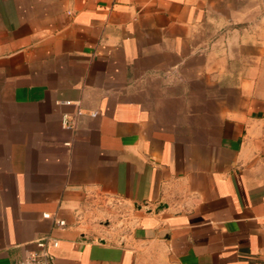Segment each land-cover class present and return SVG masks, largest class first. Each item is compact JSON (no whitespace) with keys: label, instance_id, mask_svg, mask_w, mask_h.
I'll return each instance as SVG.
<instances>
[{"label":"crops","instance_id":"obj_1","mask_svg":"<svg viewBox=\"0 0 264 264\" xmlns=\"http://www.w3.org/2000/svg\"><path fill=\"white\" fill-rule=\"evenodd\" d=\"M32 252L264 264V0H0V264Z\"/></svg>","mask_w":264,"mask_h":264},{"label":"built area","instance_id":"obj_2","mask_svg":"<svg viewBox=\"0 0 264 264\" xmlns=\"http://www.w3.org/2000/svg\"><path fill=\"white\" fill-rule=\"evenodd\" d=\"M97 113H91L92 117H95ZM49 215L45 214L44 217H48ZM56 225L59 227H63L65 225L64 221L57 220ZM51 244L52 247L57 246V241H50L47 237L42 238L38 243L37 246L40 248L41 251L48 245ZM13 264H52L50 257L44 252H32L27 254L23 259L20 261L13 263Z\"/></svg>","mask_w":264,"mask_h":264}]
</instances>
